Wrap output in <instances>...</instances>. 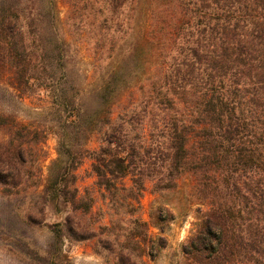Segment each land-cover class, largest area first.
I'll list each match as a JSON object with an SVG mask.
<instances>
[{"label": "trees", "instance_id": "obj_1", "mask_svg": "<svg viewBox=\"0 0 264 264\" xmlns=\"http://www.w3.org/2000/svg\"><path fill=\"white\" fill-rule=\"evenodd\" d=\"M69 1L73 23L93 20L89 24L97 23L99 39L110 36L112 46L122 29L121 16L128 8L133 11L136 2ZM152 2L150 36L168 60L160 78L150 80L147 89V106L164 116L156 128L159 140L153 143L154 151L147 148L142 153V145L126 128L142 121L145 106L129 122L105 133L95 171L113 191L117 188L111 187L106 174L124 178L141 165L165 174L164 189L176 187L174 179L192 173L208 209L184 246L185 264H264V0ZM37 12L24 0L0 5V78L10 75L24 93L52 88L46 82L53 73ZM80 113L69 117L71 125L80 126ZM0 130L8 134L0 143V185L12 195L33 162L39 134L2 115ZM87 152H70L71 172ZM68 194L65 184L54 195ZM76 198L77 193L71 202L79 209ZM157 219L163 227L174 218L166 212ZM120 260L130 264L131 257Z\"/></svg>", "mask_w": 264, "mask_h": 264}, {"label": "rangeland", "instance_id": "obj_2", "mask_svg": "<svg viewBox=\"0 0 264 264\" xmlns=\"http://www.w3.org/2000/svg\"><path fill=\"white\" fill-rule=\"evenodd\" d=\"M24 1L40 12L52 88L24 93L10 75L0 78V115L39 134L22 186L7 195L0 185V264H122L126 255L130 264H185L184 246L208 209L195 175L184 174L174 179L176 187L164 189L165 174L141 165L124 178L106 174L113 191L94 168L105 133L145 106L142 121L126 128L142 153L154 151L159 140L156 128L164 116L147 106V89L168 60L150 36L152 0H136L135 9L126 10L113 46L110 36L99 39L93 20L73 23L69 0ZM78 112L82 121L76 127L69 117ZM7 139L0 130V143ZM85 150L71 172L70 152ZM65 184L69 194L56 198L57 187ZM76 193L79 209L71 202ZM166 212L174 219L162 227L157 216Z\"/></svg>", "mask_w": 264, "mask_h": 264}]
</instances>
